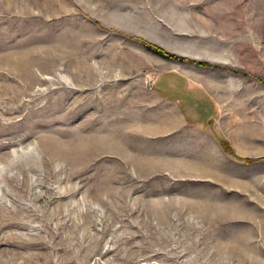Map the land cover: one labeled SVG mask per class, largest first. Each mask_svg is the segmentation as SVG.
<instances>
[{
  "label": "rangeland",
  "instance_id": "rangeland-1",
  "mask_svg": "<svg viewBox=\"0 0 264 264\" xmlns=\"http://www.w3.org/2000/svg\"><path fill=\"white\" fill-rule=\"evenodd\" d=\"M0 264H264V0H0Z\"/></svg>",
  "mask_w": 264,
  "mask_h": 264
},
{
  "label": "crops",
  "instance_id": "crops-1",
  "mask_svg": "<svg viewBox=\"0 0 264 264\" xmlns=\"http://www.w3.org/2000/svg\"><path fill=\"white\" fill-rule=\"evenodd\" d=\"M164 94V93H163ZM165 95V94H164ZM183 96H185L184 94H182ZM183 96H181V95H179V96H174V103H172L173 105L172 106H174V108H172V107H169V108H172L173 110L172 111H174L173 112V114H174V116L176 117L175 118V120H172V122L174 123V125L172 126L173 127V129H182V128H184V126H185V128H186V125H185V123L188 125V124H190L191 123V125L194 127V128H196V130L197 131H199V137H200V139H202L201 140V143L203 144V145H209L210 144V142H213L214 141V139H213V135L210 133V135L211 136H206V133H204V128H206V126H204L203 124L204 123H202V122H205L206 121V125L208 124V126H209V128H211V125L213 124L212 122H210V119H208V120H201V118H207V115L205 114V115H203V116H201L200 117V120H201V122H200V120H197V121H195V122H191V121H187V120H184V121H182L181 119H180V117L178 116L179 114L178 113H180L181 114V112H182V107L184 106V103H183V100H182V97ZM186 97H187V95H186ZM163 101H164V103L165 102H167L165 99H163ZM162 104V103H161ZM161 104H159L160 105V107H162L161 106ZM204 104H205V102H204ZM168 105H171L170 103H168ZM202 105V104H201ZM208 108V105L206 106V109ZM166 111V103H165V105H164V112ZM161 112H162V108H161ZM204 113V112H203ZM209 117V116H208ZM191 125H189V126H191ZM171 127V126H170ZM199 129V130H198ZM224 131V130H223ZM225 132V131H224ZM209 134V133H208ZM204 135L206 136V137H204ZM199 143H200V140H199ZM199 143H198V141H197V144L199 145Z\"/></svg>",
  "mask_w": 264,
  "mask_h": 264
},
{
  "label": "trees",
  "instance_id": "trees-1",
  "mask_svg": "<svg viewBox=\"0 0 264 264\" xmlns=\"http://www.w3.org/2000/svg\"><path fill=\"white\" fill-rule=\"evenodd\" d=\"M149 49H152L154 52L160 54V55H165L167 57H174V56H171V55H168L166 54L165 52L155 48V47H151V46H147ZM225 150H227L230 154L232 153L230 150H229V147H225ZM237 160L239 161H248L247 159H243V158H240V157H236Z\"/></svg>",
  "mask_w": 264,
  "mask_h": 264
}]
</instances>
